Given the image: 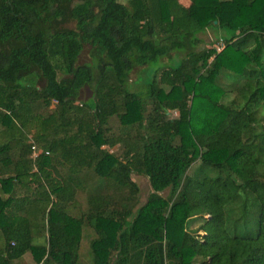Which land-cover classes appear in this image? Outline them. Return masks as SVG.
<instances>
[{
	"label": "trees",
	"instance_id": "obj_1",
	"mask_svg": "<svg viewBox=\"0 0 264 264\" xmlns=\"http://www.w3.org/2000/svg\"><path fill=\"white\" fill-rule=\"evenodd\" d=\"M206 29L219 52L196 51ZM0 138V264H76L83 220L92 264H264V0H0Z\"/></svg>",
	"mask_w": 264,
	"mask_h": 264
},
{
	"label": "rangeland",
	"instance_id": "obj_2",
	"mask_svg": "<svg viewBox=\"0 0 264 264\" xmlns=\"http://www.w3.org/2000/svg\"><path fill=\"white\" fill-rule=\"evenodd\" d=\"M117 2L127 5V1L128 0H116ZM181 5L184 6H188L190 3V0H177ZM220 1H226V0H220ZM219 36L218 39H215L216 36L214 34V32H212V30L210 29H206L203 33L198 34V37L201 39V43L199 44V46L196 48V51H201V50H208V49H214L215 52H219L222 47H223V41L220 40L219 38H221L223 36L222 32L219 31L218 32ZM254 45V43L250 44L249 47H252ZM176 55V54H174ZM180 54H178V56H173L172 59H177L180 58ZM211 58L209 59V63L211 62ZM87 58L86 55L84 53H82L79 57V63L81 62H86ZM164 63V64H163ZM178 63V60H157L154 63H151L150 65L146 66V68L141 72V74L139 73L138 70H134L131 75L129 76V81L127 83V87L130 91H135L138 94H141L143 92V82L145 83L147 80L150 79V77L152 76L153 71H157L163 68H173L174 66H176ZM210 65V64H209ZM209 67V66H208ZM210 68V67H209ZM58 77H60V75L58 74ZM215 83L222 88L223 90L232 92V93H227L225 96L224 100H220L221 103H224L225 101H228L232 98V96L235 94L236 90L238 89L239 83L236 84V78L228 73H226L225 71L220 70L216 77H215ZM91 97V91L87 88L83 89V92L81 93V98L83 100H88ZM177 116L176 112H168L166 117L168 118H175ZM116 123V125H115ZM115 126H117V122L115 119V122L112 121L111 122V127L115 128ZM122 131L124 132L123 135L121 136L122 139L125 138V132L129 131V128H124V130L122 129ZM0 142H7V138L1 139L0 138ZM15 142V141H14ZM14 142L10 143L11 146V153L13 154L11 159L12 161H15L17 158V146L14 145ZM25 144H30L33 146V131H29L27 134H25ZM31 150V148H30ZM40 151V150H39ZM39 151H34L35 154H38ZM115 153H119L116 148L111 150ZM46 155V153H43ZM37 155L33 154V151L31 150V153L28 156V159L31 162L32 165V171L35 170V165H34V160L36 159ZM198 164V162H194L192 164V166L190 167V169L187 171V173H189L192 169H194L196 167V165ZM208 175L212 176L213 173H208ZM4 174H1L0 171V177H4ZM131 180L136 184L137 188H138V193L137 196L135 198V206L131 209L134 210L138 207H140L141 205H143L145 203V201L147 200L148 194L150 193V188L148 185V182L146 180V178L144 176H137V175H132ZM21 191L18 192V194ZM160 197L163 198H167V190L162 191L159 193ZM76 203L73 205V207H71L70 209H68V214L74 218H78L81 215L86 214L87 212V200H86V195L84 193L82 194H78L75 197ZM112 209H110L111 211ZM109 212V211H108ZM206 218V217H205ZM201 223V219L198 217H194L189 219L186 222V230H188L189 232H194L197 230V228L199 227ZM200 234V233H199ZM97 238V232L94 228L90 227L87 222L85 220L82 221V226H81V236H80V242H79V246L77 249V261L76 264H92L93 263V255L92 252L90 250V242L93 241L94 239ZM12 264H34L29 253L24 254L23 256H21L19 259H17L16 261H13Z\"/></svg>",
	"mask_w": 264,
	"mask_h": 264
},
{
	"label": "built area",
	"instance_id": "obj_3",
	"mask_svg": "<svg viewBox=\"0 0 264 264\" xmlns=\"http://www.w3.org/2000/svg\"><path fill=\"white\" fill-rule=\"evenodd\" d=\"M32 149H33V148H32ZM32 151H33V154H34V155H37V154H35L34 149H33ZM35 157H36V156H35Z\"/></svg>",
	"mask_w": 264,
	"mask_h": 264
}]
</instances>
